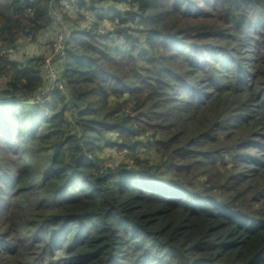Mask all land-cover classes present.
<instances>
[{
  "label": "trees",
  "instance_id": "16d2710c",
  "mask_svg": "<svg viewBox=\"0 0 264 264\" xmlns=\"http://www.w3.org/2000/svg\"><path fill=\"white\" fill-rule=\"evenodd\" d=\"M77 1L0 0V264H264V0Z\"/></svg>",
  "mask_w": 264,
  "mask_h": 264
},
{
  "label": "rangeland",
  "instance_id": "374dc122",
  "mask_svg": "<svg viewBox=\"0 0 264 264\" xmlns=\"http://www.w3.org/2000/svg\"><path fill=\"white\" fill-rule=\"evenodd\" d=\"M63 21L65 26L68 29V33L70 31L69 27L70 25L67 24L65 17L60 14V12H57V16L54 19V21H58L60 19ZM58 30V26L56 27ZM56 38L54 39V33L48 34V36L45 39H41V41H38L36 43H32L30 41H24L22 45L17 49L16 51H13V53L9 56L12 60L15 61H21L24 62L28 58H37V57H45L47 61V69L44 71L45 76L49 74V77H53L54 74H56V71L61 68V59L63 57L62 54L58 53L56 51ZM50 66V67H49ZM57 76V74H56ZM58 77V76H57ZM141 150V154L144 157V159L151 160L152 165L158 164V162L152 158L153 152L149 149H146V145ZM105 159L107 160V163L111 166H121V165H129L130 167H134V162L132 161V158L128 156L127 152H121L116 147L112 148L111 150L107 151V154H104ZM153 167V166H151ZM155 168V167H153Z\"/></svg>",
  "mask_w": 264,
  "mask_h": 264
},
{
  "label": "built area",
  "instance_id": "2783aa9c",
  "mask_svg": "<svg viewBox=\"0 0 264 264\" xmlns=\"http://www.w3.org/2000/svg\"><path fill=\"white\" fill-rule=\"evenodd\" d=\"M57 1V0H55ZM62 1V5L64 7V9L62 10L63 14H71V13H74L76 11V5L78 3L77 0H60ZM57 10L54 9V11L52 12L53 13V16H54V19L56 18L57 16ZM61 14V13H60ZM56 27L58 26V35H57V38H56V51L62 55H64V51H65V45H66V42L67 40L70 38V33H68V29L67 27L65 26V24L63 23V21L60 19H58V21H54ZM13 53V51L11 50L9 52V56ZM47 62L45 64V71L47 69ZM50 67V66H49ZM57 74V76H56ZM56 74L53 75V77H49V74L47 75L46 79L48 80L49 82V90H54L56 87H60L61 89L63 88V82H61V73L59 72V69L58 71H56ZM38 101H40V99H37ZM37 103V102H35ZM35 103H32V104H35Z\"/></svg>",
  "mask_w": 264,
  "mask_h": 264
},
{
  "label": "crops",
  "instance_id": "0c3cea01",
  "mask_svg": "<svg viewBox=\"0 0 264 264\" xmlns=\"http://www.w3.org/2000/svg\"><path fill=\"white\" fill-rule=\"evenodd\" d=\"M50 35V33H48ZM48 36V35H47Z\"/></svg>",
  "mask_w": 264,
  "mask_h": 264
}]
</instances>
